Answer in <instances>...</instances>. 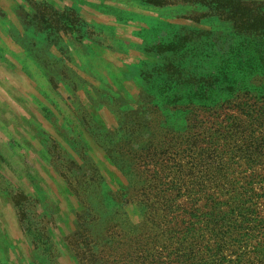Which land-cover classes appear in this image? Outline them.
<instances>
[{
	"label": "trees",
	"instance_id": "16d2710c",
	"mask_svg": "<svg viewBox=\"0 0 264 264\" xmlns=\"http://www.w3.org/2000/svg\"><path fill=\"white\" fill-rule=\"evenodd\" d=\"M207 4L227 31L147 28L145 88L106 150L125 202L81 239L100 264H264V0Z\"/></svg>",
	"mask_w": 264,
	"mask_h": 264
},
{
	"label": "rangeland",
	"instance_id": "374dc122",
	"mask_svg": "<svg viewBox=\"0 0 264 264\" xmlns=\"http://www.w3.org/2000/svg\"><path fill=\"white\" fill-rule=\"evenodd\" d=\"M207 6V0H20L21 33L5 27L0 13V27L27 51L23 63L31 70L12 88L0 76V264H100L81 239L89 228L101 241L96 205L102 203L110 225L125 202V179L106 150L121 113L135 108L145 88L138 58L143 39L151 38L147 28L227 31ZM8 121L29 148L23 140L5 154ZM89 171L95 178L87 184Z\"/></svg>",
	"mask_w": 264,
	"mask_h": 264
},
{
	"label": "crops",
	"instance_id": "0c3cea01",
	"mask_svg": "<svg viewBox=\"0 0 264 264\" xmlns=\"http://www.w3.org/2000/svg\"><path fill=\"white\" fill-rule=\"evenodd\" d=\"M20 0H0V13L6 15L5 18H2V20H5V22L1 21L2 23L6 24L11 23L13 28L17 30L19 33H21V23H18L17 18V7L19 6ZM22 3V1H21ZM9 20V22L7 21ZM5 27L2 25L0 27V76L5 78V81L8 83L5 85L7 88H12L11 82L14 80L20 81L21 78L24 77L25 73L31 72L23 63L24 58L27 55V51L18 43L16 39L11 37L9 33L6 31ZM18 62V66H15L13 63ZM27 75V74H26ZM21 82V81H20ZM5 128L7 129V132L9 134V137L6 138V143L4 147V152L6 155L9 154L10 151V145H16L19 141H21L23 144V140H25L26 146H31L30 143H28V137H24L21 133L22 131L17 129L14 126V123L12 121H8L5 124ZM22 134V137L20 135ZM5 138V137H4ZM26 151L29 152V149ZM4 152L1 154L2 156Z\"/></svg>",
	"mask_w": 264,
	"mask_h": 264
}]
</instances>
